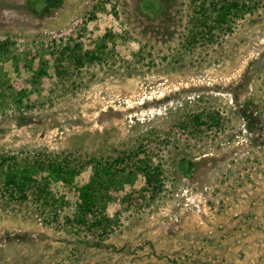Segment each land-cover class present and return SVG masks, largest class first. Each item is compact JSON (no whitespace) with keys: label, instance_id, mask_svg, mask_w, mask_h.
<instances>
[{"label":"rangeland","instance_id":"1","mask_svg":"<svg viewBox=\"0 0 264 264\" xmlns=\"http://www.w3.org/2000/svg\"><path fill=\"white\" fill-rule=\"evenodd\" d=\"M156 1L0 0V153L75 167L135 152L99 205L106 233L72 216L88 164L49 182L53 205L0 191V264H264V0L214 28L193 0ZM75 42L97 57L74 67ZM146 157L162 169L155 190L128 175Z\"/></svg>","mask_w":264,"mask_h":264},{"label":"trees","instance_id":"2","mask_svg":"<svg viewBox=\"0 0 264 264\" xmlns=\"http://www.w3.org/2000/svg\"><path fill=\"white\" fill-rule=\"evenodd\" d=\"M261 0H193L192 14L198 23L206 28L217 27L219 25H225L227 20L235 17H240L246 12L253 11ZM158 3L156 0H139L140 8L148 9L150 6H154ZM7 40L0 39V55L9 51L7 46ZM46 46H51L47 52L52 53L53 47L56 45L50 43ZM64 49H68V44H63ZM61 52L51 59V65L54 69V74L63 76L64 73L69 74L68 78L73 73V70H66L62 64H60ZM70 59L74 62V67H78L83 64V61H90L92 58L97 57V53H79V48L75 42L73 49H69L68 53ZM38 65L35 69V75L47 73L46 69L49 66V59L46 57L44 51L37 52ZM21 97L22 92H20ZM208 118H212L213 115L208 113ZM214 117V116H213ZM192 121L196 123H202L198 113H193ZM217 122V118H215ZM135 152L128 155H116L111 160L89 157L84 162L80 158L77 162L70 161L68 155L65 154H45L36 153L35 155L23 156L20 158L17 154H3L0 153V191L7 193L12 197L18 196L20 200L27 197V193H31L33 200L39 201V205L51 204L56 201H61L62 198H55L52 194L49 182L51 180H60L64 183H69L71 179L77 174V172L83 167L82 165L88 164L90 166V174L88 178L79 183L73 185V190L76 195L75 212L72 216L84 223L89 218L93 226H98L100 232L106 233L111 225L112 219L102 212H99V205L103 207L104 192L114 183L124 176L123 166L118 165L124 161V157H131ZM75 161V160H74ZM83 163V164H82ZM133 170H130L134 175L136 171H139L143 175L144 186L159 188L161 185V173L162 169L160 164L152 165L150 158H142L136 161L130 162ZM1 193V192H0Z\"/></svg>","mask_w":264,"mask_h":264}]
</instances>
